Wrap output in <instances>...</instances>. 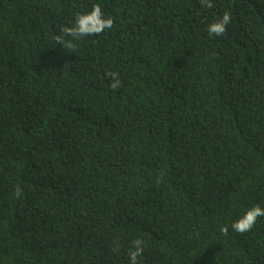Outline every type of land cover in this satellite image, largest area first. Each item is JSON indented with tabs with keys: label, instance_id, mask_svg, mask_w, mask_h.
I'll return each mask as SVG.
<instances>
[{
	"label": "trees",
	"instance_id": "trees-1",
	"mask_svg": "<svg viewBox=\"0 0 264 264\" xmlns=\"http://www.w3.org/2000/svg\"><path fill=\"white\" fill-rule=\"evenodd\" d=\"M211 3L0 0V264H264V0Z\"/></svg>",
	"mask_w": 264,
	"mask_h": 264
},
{
	"label": "clouds",
	"instance_id": "clouds-1",
	"mask_svg": "<svg viewBox=\"0 0 264 264\" xmlns=\"http://www.w3.org/2000/svg\"><path fill=\"white\" fill-rule=\"evenodd\" d=\"M202 7L211 8L213 5L211 0H201ZM231 23V14L225 11L222 17L211 22L207 26V31L210 35L221 36L226 32V26ZM114 20L111 17H106L100 4H94L90 11L78 13L75 21L71 26L61 27V35L56 38V43H60L63 47H71L74 41H77L85 36L99 35L106 29L113 27ZM70 38V39H66ZM108 75L112 78L110 87L116 89L120 87L119 74L110 72ZM21 190L16 189V195H20ZM264 217V208L259 205L250 207L240 218L231 224L233 231L237 233H246L252 230L255 226L257 219ZM221 231L227 234L228 228L222 227ZM132 247L128 253L129 264H138V257L143 254L145 242L140 238L132 240ZM114 251L118 248L114 247Z\"/></svg>",
	"mask_w": 264,
	"mask_h": 264
}]
</instances>
